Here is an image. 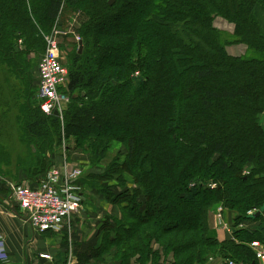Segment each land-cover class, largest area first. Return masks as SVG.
Wrapping results in <instances>:
<instances>
[{
    "label": "trees",
    "instance_id": "16d2710c",
    "mask_svg": "<svg viewBox=\"0 0 264 264\" xmlns=\"http://www.w3.org/2000/svg\"><path fill=\"white\" fill-rule=\"evenodd\" d=\"M109 1L0 0V58L20 80L18 42L36 53L58 17L81 18L82 52L70 46L62 120L40 110L37 87L38 107L27 102L15 114L33 151L19 154L28 165L12 181L37 186L62 140L72 139L91 167L105 168L104 178L127 173L134 184L118 200L105 197L122 217L102 223L94 257L259 264L249 244L264 245V0ZM216 18L233 26L231 36L214 27ZM231 46L245 53L230 55ZM117 144L124 160L109 164ZM1 149L0 142V163L8 159ZM86 178L95 177L79 178L84 189ZM217 205L233 228L222 241L211 235ZM251 210L260 215L248 216Z\"/></svg>",
    "mask_w": 264,
    "mask_h": 264
},
{
    "label": "rangeland",
    "instance_id": "374dc122",
    "mask_svg": "<svg viewBox=\"0 0 264 264\" xmlns=\"http://www.w3.org/2000/svg\"><path fill=\"white\" fill-rule=\"evenodd\" d=\"M65 15L66 17H58L53 29L49 33H41V37L43 40L39 47L37 48L35 47L36 53L28 51V49L24 47L27 46V42L26 44L23 43L21 44V41L18 42L19 44L18 49L22 51L23 54L22 56L20 55V58H16L14 62L21 64L18 65L19 68L24 67L23 68L24 70L21 69L20 71L23 74V76L25 75L24 80H20V78L16 75V73L12 71V68L8 66V63L4 61L3 58H0V111L2 110L11 111V112L14 111L15 113H17L18 110H21L24 107L25 103L27 102H30L33 105V107H38V103L36 102L34 97V89L37 87L36 85L38 84L37 66L40 58L44 55L47 48L45 37L51 36L52 33H56L55 38L57 42L59 41V39H63L64 47L62 46L61 48L59 47L58 44L60 57H61V64L65 68H67V71H69L68 59H69V50L71 49L70 46L74 45L75 54L77 51L79 52V46L77 44L80 41V39L77 34V29L81 26V18L76 15L71 16L67 12L65 13ZM214 27L217 28L222 33H224L223 37L226 38H228L229 35L231 36L233 33V26L227 23L226 21L222 20L221 18H216L214 20ZM227 50L230 55H234V56H239V55L241 56L245 53V47L243 46H238V47L231 46ZM81 52H82V48H81ZM26 86L28 87V89L26 88ZM29 88L33 89L32 95H30ZM69 97L70 95L63 88L59 94L62 114L68 106ZM16 118L5 116L0 119L1 121H3V124L5 126L4 128L0 129V142H2L3 137L6 136L5 142L3 143L4 146L3 149H1V151L4 153V155H6V157L8 158L7 160L12 161V164L14 166L16 165V168L18 166L17 169L20 168L23 169L28 164H26L25 161H23V163L19 161V157H20L19 154L25 155L28 152L32 153L33 150H27L24 137L23 138L19 137V134L21 133L20 132L21 129L16 124V120H17ZM260 122L261 125L264 127V114L261 115ZM62 144H63L62 145L63 148L61 149L58 158L65 157L66 163H68L70 166L81 167L83 169V173H84L83 175H85V177H87L88 175L95 177L93 180H88V178H86L88 182L87 185H85V187L93 190L96 196H102L103 198L106 197V199L107 196H109L110 197L109 199L118 200L119 198H121V196H123V194L127 192V190L129 191L133 190V179L127 173L120 174L121 176L119 177L117 175L113 176L109 174L111 177L108 176L109 178H104L103 175L106 173L105 168L99 166L91 167L89 165V162L87 161V158H85V156L79 150L74 151L73 149L74 141L72 139H70L69 141L62 140ZM109 152L111 153L106 161V162L109 161L108 162L109 164L116 157L119 158L120 161L119 163H121L122 160H124V158H122L123 154L126 153L124 148L119 144L115 145L112 149L109 150ZM2 173L3 172H0V174ZM119 178L121 179L119 180ZM226 212L228 214L227 210L225 211V213ZM248 212L249 211H247V213ZM225 218L228 219V217L226 216ZM213 224L214 221L211 213L210 226L215 227ZM34 233L35 236H37L36 239L38 246L41 236L45 237V236L55 235V233L53 234L52 233L44 234L37 232ZM152 249L158 250V245L157 244L153 245ZM75 252H77V250L74 249V247H72L67 255L69 254L74 255ZM41 255H47L49 257L48 254H40L38 257L42 261H45L46 259H42ZM70 258H72V256H70L68 259ZM46 261H49V259ZM39 263H41V261H39Z\"/></svg>",
    "mask_w": 264,
    "mask_h": 264
},
{
    "label": "crops",
    "instance_id": "0c3cea01",
    "mask_svg": "<svg viewBox=\"0 0 264 264\" xmlns=\"http://www.w3.org/2000/svg\"><path fill=\"white\" fill-rule=\"evenodd\" d=\"M5 113H8L10 117H16L15 112L2 110L0 119ZM1 126L4 127V124L1 125L0 121V129ZM5 139L6 136L3 137L2 145ZM61 159L57 156L53 162L59 164ZM0 172L4 173L0 174V261L2 264H112L111 256L94 257L92 251L101 244L103 238L101 227L105 219H121L122 215L118 206L110 204L102 196H96L93 190L83 188L81 209L71 220L72 234L66 227L60 231L46 232L55 233V235L45 237L39 235L41 237L38 246L35 231L12 200L8 186L22 172L9 160L0 163ZM21 182L28 183V180ZM14 210L19 216L15 215ZM225 216L228 217L229 214L226 212ZM211 235L222 241L229 234L211 227ZM72 247L77 252L74 255H67ZM40 254H48L49 261L40 260L38 257ZM70 256L72 258L68 259Z\"/></svg>",
    "mask_w": 264,
    "mask_h": 264
},
{
    "label": "built area",
    "instance_id": "2783aa9c",
    "mask_svg": "<svg viewBox=\"0 0 264 264\" xmlns=\"http://www.w3.org/2000/svg\"><path fill=\"white\" fill-rule=\"evenodd\" d=\"M56 33L45 37L46 51L40 58L37 66L38 84L37 101L40 110L45 115H54L57 112L62 120L59 94L66 85L68 73L61 64V57ZM81 167L70 166L65 157L59 164L53 165L45 177L32 188L29 183H9L12 200L16 203L20 213L26 218L33 231L46 233L60 231L66 227L72 234L71 220L78 213L82 205L81 188L78 180L83 176ZM214 188L215 185H210ZM255 210L247 213L251 216ZM214 226L227 234L232 233V226L225 218V211L221 205L212 210ZM245 228V224H239L236 229ZM249 248L254 252L256 260L264 264V245L258 241L251 242ZM48 260L47 255H41ZM228 264H233L228 262Z\"/></svg>",
    "mask_w": 264,
    "mask_h": 264
},
{
    "label": "water",
    "instance_id": "95a60500",
    "mask_svg": "<svg viewBox=\"0 0 264 264\" xmlns=\"http://www.w3.org/2000/svg\"><path fill=\"white\" fill-rule=\"evenodd\" d=\"M112 2H113V1L110 0V1H109V5H111ZM81 48H82V45H81V43H79V53L81 52ZM54 115L57 116L58 113H57V112H54ZM14 213H15V215H18L17 212H16L15 210H14ZM259 215H260V213H255L254 216H255V217H258ZM18 216H19V215H18ZM251 216H252V215H251Z\"/></svg>",
    "mask_w": 264,
    "mask_h": 264
}]
</instances>
